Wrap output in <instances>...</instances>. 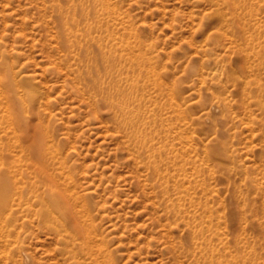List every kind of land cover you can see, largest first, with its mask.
<instances>
[{
    "label": "rangeland",
    "instance_id": "obj_1",
    "mask_svg": "<svg viewBox=\"0 0 264 264\" xmlns=\"http://www.w3.org/2000/svg\"><path fill=\"white\" fill-rule=\"evenodd\" d=\"M102 1L0 0V264H264V0Z\"/></svg>",
    "mask_w": 264,
    "mask_h": 264
},
{
    "label": "bare ground",
    "instance_id": "obj_2",
    "mask_svg": "<svg viewBox=\"0 0 264 264\" xmlns=\"http://www.w3.org/2000/svg\"><path fill=\"white\" fill-rule=\"evenodd\" d=\"M92 1H93V3H96L97 5H100V7H101L100 10L96 8V11H95V22L98 25H101L102 22L101 21H100L101 23L98 22L99 21L98 19L101 18V15L103 14V11H104V8L102 7L103 1L102 0H92ZM100 43H101V41L98 40V44H100ZM109 57H112V51L111 50L108 52V54L105 53L104 55H102V54H96L95 55V58L101 59L102 61L109 59ZM1 69H3V70H0V72L6 71L5 67H3ZM5 82L8 84L9 81L7 82L5 80ZM132 83L135 85V88H136L137 80L133 79ZM114 91L117 95L116 99L119 101L118 107H119V110L123 113L124 120L128 121L127 123H131L132 126H136V122L138 120L139 112L135 108L129 107L128 106L129 102L128 103L126 102V100H130L134 97L133 92L132 91L126 92L125 89L120 88V87H117L116 90H114ZM27 94L28 93L25 94V96H27L25 98L29 99L30 96H28ZM121 123L127 124V123H124L123 121ZM139 133L140 132H138L137 134L140 135ZM47 136H48L47 132H45V134H42V131H41V133H40L41 139L39 140V145H38V147H36V146L34 147L36 152H37L39 161L44 165H46V163L48 161L47 149H46ZM52 147L53 146L50 145L51 149H52ZM0 179L2 180L1 176H0ZM2 181L5 182L4 180H2ZM4 184H6V183H4ZM0 185H1L0 186V204L3 205L6 203V198H7L6 193L7 192L5 190L6 188L5 187L3 188V184H0ZM41 202H42L41 215H43L44 220L47 223L51 224L52 227L55 226L54 228L59 229V228H63V227L66 228V224H67L66 222L68 220L70 223V224L68 223L69 227L71 225L73 228H76V230L79 233H82V234H80V236L82 237L83 240H82V243L80 244V247L82 249H85V248H88V249L91 248L92 249L94 247L95 244H94L93 237H95L94 236V232L96 230L95 225L93 223H85V222H83V220L81 221L82 215L78 211L74 210V207H73V205H71L69 200L67 201V199H66V201H60V199L55 194V192H53L50 189L48 193L43 192V194L41 195ZM1 206H0V209L2 208ZM82 226H84V229ZM0 228L2 229V232L5 230V229H3V227H0ZM64 239L67 242L72 243V245L75 244V242L72 239H68V238H64ZM209 242H210V240H209ZM98 245H99L98 246L99 251L101 253L104 252V256H105V260H106L107 264H113L112 253L110 251L106 250V248L104 246H102L101 244H98ZM72 249H73V247H72ZM219 257L211 256L210 257L211 264H220L221 259ZM94 261H98V256L94 257ZM27 262H28V259H27ZM28 264H30V263L28 262Z\"/></svg>",
    "mask_w": 264,
    "mask_h": 264
}]
</instances>
